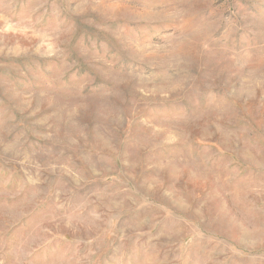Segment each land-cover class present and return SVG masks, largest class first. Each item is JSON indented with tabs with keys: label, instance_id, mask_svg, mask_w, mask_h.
Returning a JSON list of instances; mask_svg holds the SVG:
<instances>
[{
	"label": "rangeland",
	"instance_id": "374dc122",
	"mask_svg": "<svg viewBox=\"0 0 264 264\" xmlns=\"http://www.w3.org/2000/svg\"><path fill=\"white\" fill-rule=\"evenodd\" d=\"M0 264H264V0H0Z\"/></svg>",
	"mask_w": 264,
	"mask_h": 264
}]
</instances>
